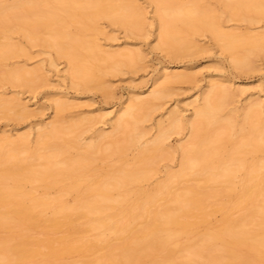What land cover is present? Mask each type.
Here are the masks:
<instances>
[{"label":"bare ground","instance_id":"obj_1","mask_svg":"<svg viewBox=\"0 0 264 264\" xmlns=\"http://www.w3.org/2000/svg\"><path fill=\"white\" fill-rule=\"evenodd\" d=\"M151 1L166 48L181 52L185 44L180 31L189 27L209 32L240 68L249 65V55H238L236 49L247 46L251 53L264 52V36L225 33L208 8L190 1ZM262 1L218 0L232 11L250 10L264 15ZM74 16L79 17L77 23L82 28L104 17L128 31L139 29L145 18L130 0L0 2V29L10 30L9 23L21 22L19 29L27 39L35 38L42 30L54 32H50L47 45L68 61L70 76L76 82L90 81L93 70L101 71L91 62L118 66L133 64L137 59L135 52H104L94 41L73 36L66 24ZM15 47L0 43V66L16 53ZM32 75L18 68L1 76L29 82ZM165 77L149 99L133 98L118 113L111 132L98 134L83 144L80 135L73 140L64 138L79 129L81 124L76 122L69 127L50 123L40 128L29 158L16 156V152L27 150L25 135L1 140L0 163L7 166L0 171V264H264V159L258 157L264 154V105L259 100L250 101L240 118L234 110L225 115V106L235 93L224 84L212 85L202 93L201 102L193 106L192 118L186 122L190 141L177 148L178 171L167 173L165 180L151 190H142L140 184L149 178L170 132H178L182 124L183 118L173 113L167 127L160 124L156 136L142 143L146 133L141 124L150 117L155 101L167 95L170 84L184 79L181 74ZM11 107L18 113L25 110L14 100L0 99V108ZM65 108L64 101L57 102V112ZM236 126L242 138L225 151L221 141L230 142L229 132ZM71 147L81 151L76 158L68 156ZM131 150L135 154L127 165L126 154ZM95 155L102 160L116 156L120 165H108L103 174L99 167L93 175L89 170ZM34 157L45 162L33 168L29 161ZM187 176H200L202 183L198 180L201 184L174 192L176 183ZM28 184L31 188L25 190ZM53 189L59 191L56 197L49 195ZM68 196L74 197L71 205L65 200ZM161 200L165 202L162 205L158 204ZM45 212L50 216L42 218ZM217 213L221 219L216 225L204 228ZM137 221H141L138 226ZM82 225H88L90 231L109 232L119 243H113L105 234L98 240L83 236L75 239V234H83ZM202 227L198 235L193 233ZM99 251L103 253L98 255ZM72 255H77L78 261L68 262Z\"/></svg>","mask_w":264,"mask_h":264},{"label":"rangeland","instance_id":"obj_2","mask_svg":"<svg viewBox=\"0 0 264 264\" xmlns=\"http://www.w3.org/2000/svg\"><path fill=\"white\" fill-rule=\"evenodd\" d=\"M1 1L10 3L13 0ZM130 1L139 6L145 16L142 26L137 30L128 31L125 27L104 17L91 22L85 28L77 23L80 21L78 16L68 20L66 27L73 36L94 41L104 52L128 50L138 54L137 59L130 65L116 66V63H112L107 66L99 62H91L92 67L100 66L101 71L93 70L94 77L90 81L73 80L70 76L68 61L47 45L52 31L42 30L36 34L35 38L27 39L24 32L19 29L21 22L9 23L10 30L0 29V43L16 46V53L3 60L0 66V99L14 100L15 104L25 106V110L21 113L13 111V107L0 108V143L7 137L16 139L25 135L27 150L24 153L16 152L17 157L19 155V158L30 157V152L35 148L38 130L50 123L57 127L73 126L75 122L81 124L74 134L64 136L66 139L73 140L74 136L80 135L81 144L92 140L98 134L111 132L112 122L122 109L132 103L133 98L149 99L151 92L158 90L163 84L166 74H181L184 76L183 81L169 85L167 95L155 101L156 106L150 117L141 124L146 133L142 139L144 143L156 136L160 124L167 127V119L171 114H178L183 118L180 130L170 132L166 139L161 156L155 159L149 178L140 184L142 190H151L157 183L165 180L167 173L178 171L180 153L177 148L190 141L186 122L192 118L193 106L201 102L202 93L212 85L224 84L235 93L234 98L225 106V115L234 110L235 116L240 118L243 108L250 101L259 100L264 105V52L256 50L251 53L249 47H239L236 49L238 55H249V65L240 68L232 62L229 52L223 49L209 32L189 27L180 31V38L185 44L181 52H177L175 48H166L159 36L155 4L151 0ZM180 1L194 2L202 8H208L211 15L216 18L220 29L225 33L264 36V15L250 10L232 11L223 7L218 0ZM262 7H264V1H262ZM18 68H24L33 73L29 82L10 81L1 76L5 71ZM113 68L116 69L113 70ZM59 101H64L66 107L61 112L56 111V104ZM84 119H88L89 123ZM238 130L239 126H236L229 132L230 142L221 141L225 151L230 150L242 138V135L237 134ZM117 136L121 137V134L118 133ZM60 142V139L57 140V143ZM80 152L78 147H71L68 156L76 158ZM134 154V150L127 152V165L132 162ZM258 157L264 159V154ZM93 158L95 161L89 170L93 175H97L99 167L102 168L101 174H103L109 166L120 165L116 156L106 160L99 159V155ZM248 158L250 160V157ZM31 159L33 160L29 159V164L33 168L45 162L39 157ZM6 166L0 163V171L1 167L5 169ZM239 175H237V182ZM182 178L183 180L180 179L182 183L178 181L173 191L179 192L187 185L195 186L202 183L200 176H197V179L196 176ZM30 188L29 184L25 185V190ZM38 191L42 193L40 189ZM39 192L35 194H40ZM58 193V189H53L49 195L56 197ZM127 197L131 198V196ZM65 200L68 205H71L74 197L68 196ZM163 203H165L164 200H161L158 204ZM166 205L173 206L172 203ZM41 215L44 216L42 218L50 216L49 212L41 213ZM220 219L221 214L217 213L204 228L214 227ZM139 222L141 223V221L136 222V226L140 224ZM79 223L83 224L84 221ZM84 225H82L85 229L83 234H75V239H81L80 236H83L82 239L98 240L105 234L107 238L109 236L110 240L114 241L113 243H119L115 235L100 229L90 231L88 225ZM131 226L134 227V225ZM202 231L203 227L194 230L193 233L198 235ZM102 253L99 251L98 255ZM67 259L68 262H76L78 256L72 255Z\"/></svg>","mask_w":264,"mask_h":264}]
</instances>
